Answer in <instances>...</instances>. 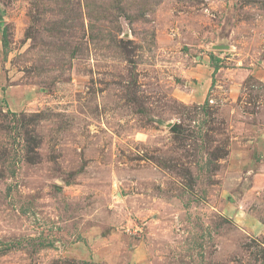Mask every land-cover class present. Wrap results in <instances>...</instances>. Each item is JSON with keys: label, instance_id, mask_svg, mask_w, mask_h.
Wrapping results in <instances>:
<instances>
[{"label": "rangeland", "instance_id": "1", "mask_svg": "<svg viewBox=\"0 0 264 264\" xmlns=\"http://www.w3.org/2000/svg\"><path fill=\"white\" fill-rule=\"evenodd\" d=\"M0 264H264V0H0Z\"/></svg>", "mask_w": 264, "mask_h": 264}, {"label": "trees", "instance_id": "2", "mask_svg": "<svg viewBox=\"0 0 264 264\" xmlns=\"http://www.w3.org/2000/svg\"><path fill=\"white\" fill-rule=\"evenodd\" d=\"M5 42H6V41H4V45H5Z\"/></svg>", "mask_w": 264, "mask_h": 264}]
</instances>
